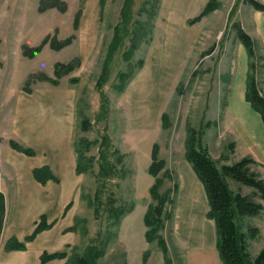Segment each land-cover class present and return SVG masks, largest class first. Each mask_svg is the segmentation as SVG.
I'll return each instance as SVG.
<instances>
[{"label": "rangeland", "instance_id": "obj_1", "mask_svg": "<svg viewBox=\"0 0 264 264\" xmlns=\"http://www.w3.org/2000/svg\"><path fill=\"white\" fill-rule=\"evenodd\" d=\"M40 1L0 0V44L3 41L0 55L12 43L20 46L22 43L35 45L47 34L65 39L72 33L76 34L80 28L84 30L92 27L95 17L97 19L95 25L98 36L94 49L83 70L76 68L72 72L75 75L73 78L78 79L73 144L81 139L92 141L88 148H85L86 145L84 148L88 149L87 155L94 159L91 169L82 176L76 215L77 239L72 246L75 248L69 251L84 254L91 244L96 243L104 248V254L97 259L99 264H142L146 252V264H167L158 240L148 242L145 236L148 227L144 223V216L149 205L156 202L150 194L155 177L148 172L155 142L159 144V156L166 160V167L179 174V163L182 158L186 160L185 139L187 127L191 125L199 132L200 142L208 148L218 167L250 156L256 161L251 165L252 169L264 177L263 151L251 138L237 113L229 107L231 90L239 78L240 65L241 44L234 23H240L243 28L255 31V8L245 0H218V7L199 21L200 35L176 88L164 107L163 113H166L169 125L163 127L161 118V125L152 133L145 128L131 126L132 109L124 101V91L119 89L118 75L130 70L138 74V60L146 59L152 45L161 39L160 0H135V19L141 23H151L150 28H144L150 29V41L142 42L133 59L127 61L123 54L130 41L126 38L110 65V73L105 83L102 82L104 60L114 35V26L121 20V9L125 0H65V12L50 8L43 13L39 12ZM79 9L83 12L79 27L74 30V20ZM195 15L197 16L194 14V17ZM79 41L61 51L49 48L52 53L45 52L42 61H28L26 70L53 74L56 61L68 60L78 52ZM84 42L87 45V39ZM156 90L158 87L154 85L151 93ZM102 93L108 101L107 110L102 107ZM11 112L9 102L6 111L2 113L0 133L8 131ZM83 116H88L92 122V127L87 131L80 126ZM105 134L111 138V149L115 150L110 156L115 163V169L113 178L107 181L105 189L100 192L97 216L90 201L94 199L97 188L103 182L98 174L99 146L100 139ZM230 184L236 191L253 193V189L245 185L231 180ZM172 185L173 181L166 179L160 190L164 192ZM255 199L264 204L259 196H255ZM121 207L126 209V213L119 224H113L111 213ZM167 207L173 210L171 205ZM244 224L260 229L258 237L251 241V251L256 255L264 247V209L259 215L246 217ZM194 232L201 231L195 229ZM159 234L167 241L170 264L194 262L195 253L188 250V244L176 236L175 220H168L165 228L159 230ZM203 234L207 235L205 232ZM214 254L212 256L204 253L205 260L202 264H207V261L210 264H223L217 247Z\"/></svg>", "mask_w": 264, "mask_h": 264}, {"label": "crops", "instance_id": "obj_2", "mask_svg": "<svg viewBox=\"0 0 264 264\" xmlns=\"http://www.w3.org/2000/svg\"><path fill=\"white\" fill-rule=\"evenodd\" d=\"M207 2L160 0L162 37L152 45L144 66L124 91V101L132 109L131 126L134 128H145L153 133L161 125L166 102L176 88L201 32L199 22L189 25L188 19L198 15ZM253 14L255 31L244 29L254 38L258 54H264V12L254 9ZM96 20L95 17L92 27L76 31V38L69 45L80 40L78 52L55 64L78 57L80 66L77 70H83L98 36ZM84 39H87V45ZM40 43H22L21 46L12 43L0 55V121L9 102L12 110L8 131L0 133V191L4 199L3 203L0 201V264H66L67 258H54L43 263L41 256L44 252L66 250L71 253L69 250L77 239V232L72 227L76 223L83 181V173L77 172V153L73 144L77 83L72 81L75 75L70 73L60 78L58 85L34 80L30 90L26 89L30 76L40 71L26 70L28 61H42L45 52L52 53L49 48H53L47 43L30 58L24 56L23 46ZM2 44L3 41L0 46ZM240 44L239 78L231 90L229 107L237 113L264 154V122L245 98L249 57L244 45ZM44 73L55 77V69L53 74ZM154 85L158 90L151 93ZM11 139L32 150L33 154L12 147ZM178 168L180 191L175 233L180 241L188 244V250L195 253L196 259L191 264H202L204 253L215 255V222L206 218L208 198L191 164L182 158ZM35 169L39 170V176L35 175ZM42 217L46 223H53L50 228L40 231L26 243L25 249L6 250L9 239L24 241ZM195 229L201 232L195 233Z\"/></svg>", "mask_w": 264, "mask_h": 264}, {"label": "trees", "instance_id": "obj_3", "mask_svg": "<svg viewBox=\"0 0 264 264\" xmlns=\"http://www.w3.org/2000/svg\"><path fill=\"white\" fill-rule=\"evenodd\" d=\"M251 4L256 10L264 12V2L260 0H245ZM103 2V0H102ZM135 0H125L121 9V20L114 26V35L108 46V51L104 60V68L102 74V82L105 83L110 73V65L116 54L121 50L126 38H129L130 44L123 56L127 61H131L136 50L142 42H149L150 29H144L149 26L150 22L137 21L134 17ZM219 5L218 0H209L205 8L195 17L188 19L189 25L198 23L204 16L214 11ZM50 8H58L62 12L67 10L65 0H41L39 4V12L43 13ZM82 9H79L75 20L74 30L79 27V20ZM236 35L239 41L244 45L249 57V70L247 74L245 98L250 103L252 108L260 113L264 122V54L259 55L254 38L242 27L240 23H234ZM150 28V26H149ZM76 38V34L72 33L65 39H59L55 36L48 35L44 40L36 46H23V54L27 57H34L42 50L45 44L55 49L71 44ZM138 71L145 64V59L138 60ZM80 66L78 57L73 58L69 62H57L55 64V77H50L44 72L35 73L30 76L26 83V89L30 90V84L34 80L49 81L54 85H58L60 78L64 75L72 73ZM137 74L130 70L120 72L118 77L120 80L119 89L125 91L129 83ZM74 83L78 82L77 78H73ZM102 82L100 83L102 85ZM102 107L107 110V98L104 93ZM77 114L79 107L77 106ZM162 125H169L167 115L162 114ZM80 126L84 131L92 127L91 119L88 116H83ZM12 147L23 151L27 154H33V151L22 146L17 141L10 140ZM93 142L88 139H81L78 143L74 142V148L77 153V172L78 174L87 173L93 163V157L87 155V150ZM111 138L108 135H103L100 139L99 146V177L103 182L95 192L94 199L90 203L95 207L97 216H99V207L97 202L100 201V192L105 189L107 181L114 176L113 170L115 163L111 159L112 150ZM86 147L84 148V146ZM185 159L191 164L199 181L203 184L208 198V210L206 217L213 219L216 228V245L219 249L223 264H264V247L254 255L251 251V241L256 239L260 233V229L254 225L244 224V220L249 216L259 215L264 209V204L257 201L255 196H259L264 200V177L251 167L256 161L246 156L232 163L224 164L221 168L218 167L215 160L210 155L208 148L202 145L199 138V132L193 126L188 125L187 136L185 139ZM148 172L155 177L154 184L150 187V194L156 201L150 204L145 216L144 223L148 227L145 232L146 240L153 242L158 240L163 256L167 264L171 263L169 256V247L165 237L159 234V230L165 228L168 220H175V210L178 203V195L180 191L179 174L166 167V160L159 156V144L155 142L152 147V160L148 168ZM163 172V173H162ZM162 173V174H161ZM35 175L39 176V170L35 169ZM166 179L173 181V185L167 188L166 191L160 190ZM230 180L241 185H245L253 189V193H243L240 190H234L231 187ZM174 194V195H172ZM0 201L3 203V194L0 191ZM167 205H171L173 210H169ZM116 211V212H114ZM126 213V209L117 208L111 213L113 224H119L121 217ZM53 223L48 224L42 217L37 227L32 234L28 235L24 241H18L15 238L8 240L6 250L25 249L26 243L32 241L36 235L47 228H50ZM76 230V223L72 227ZM75 247H72V250ZM104 254V248L99 247L96 243L91 244L84 254L73 251H57L53 253L44 252L41 256L43 263L54 258H67L66 264H99V259ZM146 252L143 257L142 264L147 262Z\"/></svg>", "mask_w": 264, "mask_h": 264}, {"label": "bare ground", "instance_id": "obj_4", "mask_svg": "<svg viewBox=\"0 0 264 264\" xmlns=\"http://www.w3.org/2000/svg\"><path fill=\"white\" fill-rule=\"evenodd\" d=\"M239 90H240V88H239ZM248 118L250 119L251 117L249 116Z\"/></svg>", "mask_w": 264, "mask_h": 264}]
</instances>
